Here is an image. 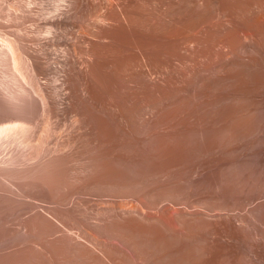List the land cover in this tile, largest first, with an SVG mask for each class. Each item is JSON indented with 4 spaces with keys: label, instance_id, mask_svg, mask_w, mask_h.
Listing matches in <instances>:
<instances>
[{
    "label": "bare ground",
    "instance_id": "6f19581e",
    "mask_svg": "<svg viewBox=\"0 0 264 264\" xmlns=\"http://www.w3.org/2000/svg\"><path fill=\"white\" fill-rule=\"evenodd\" d=\"M0 264H264V0H0Z\"/></svg>",
    "mask_w": 264,
    "mask_h": 264
},
{
    "label": "rangeland",
    "instance_id": "374dc122",
    "mask_svg": "<svg viewBox=\"0 0 264 264\" xmlns=\"http://www.w3.org/2000/svg\"><path fill=\"white\" fill-rule=\"evenodd\" d=\"M115 95L117 94V93H114ZM114 95V96H115ZM121 95V94H120ZM120 95H119V97H118V94L115 96L116 98H120ZM188 107L187 106H183V107H180L179 108V110L178 111H175L174 113H173V115L172 114H170V113H167L166 115H167V119L168 120H176L177 119V121H182V119H194V117H193V115H191L192 113H190V111H188ZM186 110V111H185ZM176 113V114H175ZM178 113V114H177ZM185 113V114H184ZM188 113V114H187ZM179 117H178V116ZM183 116L185 117V118H183ZM187 117V118H186ZM192 119V120H193ZM217 138H219V137H217ZM221 138V137H220ZM170 151H172V152H174V151H176L177 150V148H176V146L175 145H172L171 147H169L168 148ZM188 151V148L185 150V152H187Z\"/></svg>",
    "mask_w": 264,
    "mask_h": 264
}]
</instances>
